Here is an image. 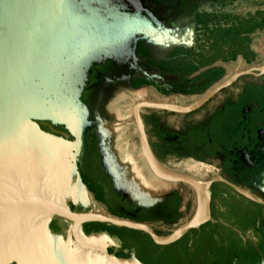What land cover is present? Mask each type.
<instances>
[{"label": "flooded vegetation", "instance_id": "obj_1", "mask_svg": "<svg viewBox=\"0 0 264 264\" xmlns=\"http://www.w3.org/2000/svg\"><path fill=\"white\" fill-rule=\"evenodd\" d=\"M108 1L165 30L162 43L140 38L132 54L94 63L82 94L96 127L116 95L122 101L129 93L142 96L131 107L132 128L149 175L147 179L139 171L140 193L151 194L153 202L132 200L123 185L113 188L98 149L104 137L95 128L84 133L78 161L81 176L110 215L146 224L159 236L188 224L198 212L202 193L208 194V215L170 243H158L147 231L109 222L84 223L83 231H106L113 238L106 243L109 253L119 258L134 255L143 264H261L264 0ZM137 104L155 159L185 179H161L151 170L133 111ZM40 125L72 138L63 126L46 121ZM118 129L108 131L112 136ZM89 146L96 154L85 161ZM148 181L154 188L146 185ZM70 207L82 210L72 203ZM69 223L58 216L50 223L63 232L64 243L73 239L68 236ZM7 259H12L11 264H43L34 254L26 260L9 251L0 253V264Z\"/></svg>", "mask_w": 264, "mask_h": 264}, {"label": "water", "instance_id": "obj_2", "mask_svg": "<svg viewBox=\"0 0 264 264\" xmlns=\"http://www.w3.org/2000/svg\"><path fill=\"white\" fill-rule=\"evenodd\" d=\"M165 37V30L149 19L108 0H0V233L8 219L37 214L39 218L30 221L37 225L29 227L28 240L32 243L38 238L43 264H143L134 255L119 258L109 253L106 243L113 239L109 233L86 234L84 223L125 225L147 231L158 243H170L206 219L207 193L200 194L194 218L166 236L157 235L146 224L105 213L96 208L93 200L95 205H87L82 197L83 193L90 196V192L82 181L78 161L83 154L85 131L95 128L104 137L98 149L113 188L123 185L132 200L153 202L150 194H141L123 177L106 141H111V134L101 127V122L96 127L82 94L94 63L132 54L137 39L162 43ZM138 107L135 105L133 111L151 170L161 179H185L155 159ZM44 121L63 126L72 139L43 129L40 122ZM46 161L52 167L44 164ZM22 174H28L33 182L37 178L50 182V193L20 194ZM28 197L30 202L26 204ZM70 203L82 210H72ZM53 216L71 222L68 236L76 237L82 247L65 253L61 247L48 244L43 227ZM17 235L16 232L11 237ZM73 239L69 243L76 246ZM5 251L8 250L0 244V253ZM11 260L1 264H11Z\"/></svg>", "mask_w": 264, "mask_h": 264}, {"label": "rangeland", "instance_id": "obj_3", "mask_svg": "<svg viewBox=\"0 0 264 264\" xmlns=\"http://www.w3.org/2000/svg\"><path fill=\"white\" fill-rule=\"evenodd\" d=\"M141 97L142 96L135 94V92L129 93L127 98L122 101L120 100V96L116 95L113 101L111 102V104L106 107L105 116L103 115L102 117H98L101 119V121L99 120L98 123L101 122V127L107 130L109 127H119V129L114 134H112L111 141L110 142L107 141V143L111 147L110 148L111 152H113V154L115 155V159L118 163L120 171L123 173V177L127 182L133 184L139 191H142L140 190L138 185L142 181V176L139 171H141L147 179L149 178V175L146 172V166L141 159V154L138 149L136 135L132 128L133 124H132L131 107ZM57 135H61V134H57ZM95 154L96 151L92 149V146H89L85 153V157H86L85 161ZM82 181L88 188L91 199L94 202H96L97 206H99L98 207L99 210L108 213L106 207H104L103 203L95 196L93 190H91L87 186L83 178ZM149 183L146 185H148L149 188L152 187L154 188L153 184L151 182ZM89 207L92 208V206ZM145 237L147 236L145 235ZM66 242L67 243H64L63 241L61 243L62 244L61 250L65 253H68L75 248V245L73 243H69L68 241ZM145 258L148 259L147 254H145Z\"/></svg>", "mask_w": 264, "mask_h": 264}, {"label": "bare ground", "instance_id": "obj_4", "mask_svg": "<svg viewBox=\"0 0 264 264\" xmlns=\"http://www.w3.org/2000/svg\"><path fill=\"white\" fill-rule=\"evenodd\" d=\"M41 163H42V161H41ZM44 164H48L49 167H52L51 164L49 165L48 161H46V163H44ZM44 164H43V166H44ZM19 182L23 186V189L19 190V193L22 195H25V194L26 195L27 194L28 195L29 194L39 195L42 193L45 195L46 192L50 193L48 191L50 189V187H49L50 182H46V180L41 181V179L38 180V178H37L33 182L30 179V177L28 176V174H22L19 177ZM48 196H51V195H48ZM82 197L84 199L85 204H87V205H93L94 204V202L92 201L91 197L88 194L83 193ZM29 199H30V197H28V199H26L27 200L26 204H28L30 202V201H28ZM95 206H96V208L99 207L97 205H95ZM22 217H24L23 221H21ZM38 218H39V216L36 214L32 218H28V217H26V215H24V216L19 215L18 217H15V218L13 217L11 219H8V222L6 221L5 223H3V225L5 227H3V230L0 233V244H1V246H4L9 252L10 251L12 252V250L15 251L18 256L22 255V257H25L26 260L27 259L30 260V258L33 256V254L40 258V256H41L40 253H42L41 246L35 240L36 243L34 241H32L33 247L30 248L31 243L28 240V238H29L28 234H29V230H30L29 227L31 225L36 224V222L35 223L33 222L34 224L30 223V221H31V219H38ZM52 218L53 217H50L47 220L46 228L43 227V229H45V235H44L45 237L44 236L43 237L46 239V241L48 242L49 245L51 244L53 246L52 248H54V247L59 248L62 245L61 243L64 241L63 232H59L57 230H54L51 227L50 223H51ZM25 219H27V220H25ZM67 223L68 222H66V224H64V225L67 226ZM68 225L70 226L71 224L69 223ZM43 229H42V231H43ZM16 232L18 233L17 238H12L11 236H14V233H16ZM73 240L76 242L75 248L76 247L77 248L82 247L81 242H79L76 237H74Z\"/></svg>", "mask_w": 264, "mask_h": 264}]
</instances>
